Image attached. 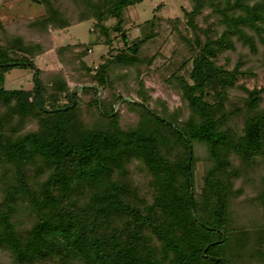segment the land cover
Wrapping results in <instances>:
<instances>
[{"label": "trees", "instance_id": "trees-1", "mask_svg": "<svg viewBox=\"0 0 264 264\" xmlns=\"http://www.w3.org/2000/svg\"><path fill=\"white\" fill-rule=\"evenodd\" d=\"M78 1L85 18L78 23L93 18L103 43L122 42L93 73L82 62L76 67L88 76L84 108L75 92L74 106L56 110L71 103L72 90L62 75L46 90L33 61L39 44H24L18 35L0 44V264H264V172L255 197L263 220L240 224L229 209L231 198L250 186L248 168L260 162L264 169V97L241 84L242 108L226 111L223 104L237 76H254L252 67L241 69L240 58L231 64L227 54L238 42L248 57L256 41L264 45V0H191L182 30L180 18L171 20L179 43L173 52L183 59L174 60L171 76L187 104L186 121L127 96L122 102L138 121L126 125L114 112L122 95L113 83L122 77L112 79L113 69L140 71L154 63L161 51L148 53L147 44L159 35V22L145 20L141 34L129 39L125 10L144 0ZM46 3L43 24L77 23ZM71 46L56 50L66 65ZM189 62L185 78L178 72ZM13 67L32 71L31 89L4 87V73ZM113 86L110 98H98L99 90ZM236 116L241 125H228ZM194 142L206 145L210 160L198 193ZM132 161L150 175V201L129 176Z\"/></svg>", "mask_w": 264, "mask_h": 264}, {"label": "rangeland", "instance_id": "rangeland-1", "mask_svg": "<svg viewBox=\"0 0 264 264\" xmlns=\"http://www.w3.org/2000/svg\"><path fill=\"white\" fill-rule=\"evenodd\" d=\"M69 22H77L69 25L66 28H58L50 23L43 24V19L48 15L47 3L45 0H0V44H7L10 37L20 36L24 44L32 45L39 44L38 51L33 61L41 70L39 78L44 83L46 90H49L55 82L56 76H63L71 90L76 89L78 92L81 108L86 106L90 98V94H85L81 91L85 82L88 81L87 73L84 69L77 70L80 65L89 67L92 71L95 66L101 63L106 57H109L110 52H116L122 45L119 39H115L111 45L103 43V36L96 30L93 18H88L86 21L79 22L82 17L81 11L84 7L78 0H50ZM191 0H144L141 3L128 6L125 10L126 22L124 29L129 39L135 38L141 34L142 23L152 17H155L159 22L156 25L155 31H159V35L155 37V42L147 44L148 53H153L157 47L161 51V55L148 68L116 67L113 69L112 79L120 76V80L114 81V85L118 88L111 87L109 90H99L98 98H110L109 91H114L122 95V100L115 105L114 112L121 115L120 120L125 123H137L138 114L131 110L130 106L123 104L124 98L132 97L136 101L144 102L149 108L156 109L161 114L172 116L177 122H185L188 117L189 110L185 101L181 98V91L175 86L172 81L174 76L171 74L176 68V62L183 61L182 57L173 50L178 47L177 32L173 34L171 30V20L180 18V30L184 27L185 21L184 11L191 9ZM209 9H204L202 15H205ZM202 15L198 16L199 24L204 23ZM67 21V23H68ZM113 20H108L107 25ZM246 30H248L246 28ZM115 36V32L110 34ZM264 38V37H263ZM97 41V43L95 42ZM93 42V43H92ZM95 42V43H94ZM256 53L248 57L245 53V45L240 42L236 43V48L227 54L229 62L240 58L243 63L241 69L252 67L251 75H239L233 88L229 89L228 97L224 101V109L226 111L233 110L235 107L242 108L243 98L246 93L237 89L239 85H245L248 90L260 89L262 97H264V45L256 41ZM69 45L71 47L67 53L68 64H64L57 56V48ZM155 46V47H154ZM88 47V50L86 49ZM90 48V49H89ZM151 48V49H150ZM86 49V50H85ZM150 49V50H149ZM82 50L83 55L76 56ZM85 50V52H84ZM182 54L184 50H181ZM250 58V60H249ZM174 60L176 61L174 63ZM219 63L223 64V58H220ZM229 65V67H228ZM226 67L230 69L232 65ZM190 62L178 72L185 78L186 71L190 69ZM176 72V71H175ZM123 74V76L121 75ZM4 87L25 88L33 87L32 71L23 68L13 67L4 73ZM173 77V78H172ZM138 78V79H137ZM118 79V78H117ZM139 79L142 81L141 90L143 96L137 93L140 89ZM113 81V80H112ZM84 83V84H83ZM233 90V91H230ZM208 99V98H207ZM211 101L213 97H210ZM63 102L65 99L62 100ZM85 116L82 117V120ZM242 118L236 116L231 118L228 124L235 126L241 125ZM193 172L195 191L198 193L202 187V176L206 171L210 160L207 157L206 145L194 142L193 143ZM137 162L129 163V176L134 182V185L140 196H143L148 201L151 200V191L149 188L150 175L146 171H142ZM264 172L262 164L257 162L249 167L246 171L247 177L251 182L250 186H245L241 194L234 200L230 201V211L236 221L246 223L248 221L258 222L263 220L261 209L257 206L255 197L257 192L263 191L261 173ZM242 179H237L235 186L241 183ZM248 185V184H247ZM243 186V187H244ZM234 200V201H233ZM4 264H10L4 262ZM245 264V263H244ZM248 264H257L256 261Z\"/></svg>", "mask_w": 264, "mask_h": 264}, {"label": "water", "instance_id": "water-1", "mask_svg": "<svg viewBox=\"0 0 264 264\" xmlns=\"http://www.w3.org/2000/svg\"><path fill=\"white\" fill-rule=\"evenodd\" d=\"M75 92H76V89H73V90L70 92L71 103H70L69 105L62 106V107H60V108H57L56 110H66L67 108H70V107L74 106L75 101H74L73 96H74V93H75ZM36 101H37L38 105L41 106V101H40V98H39V97L36 98Z\"/></svg>", "mask_w": 264, "mask_h": 264}]
</instances>
